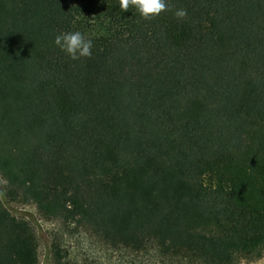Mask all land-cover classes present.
<instances>
[{
  "label": "trees",
  "instance_id": "1",
  "mask_svg": "<svg viewBox=\"0 0 264 264\" xmlns=\"http://www.w3.org/2000/svg\"><path fill=\"white\" fill-rule=\"evenodd\" d=\"M165 4L144 19L119 0H0V264H38L4 201L96 248L56 239L51 264L264 256V0ZM68 31L90 56L53 43Z\"/></svg>",
  "mask_w": 264,
  "mask_h": 264
},
{
  "label": "rangeland",
  "instance_id": "2",
  "mask_svg": "<svg viewBox=\"0 0 264 264\" xmlns=\"http://www.w3.org/2000/svg\"><path fill=\"white\" fill-rule=\"evenodd\" d=\"M204 179L207 183L214 182L210 176H205ZM4 204L13 214L24 216L31 221L38 242V264H51L50 245L56 239L60 241L63 248L69 249L77 255L85 251H95L96 248L93 246L92 241L84 233L67 234L61 237V224L58 221L40 217L34 204L6 201H4ZM238 264H264V256L252 260L240 259Z\"/></svg>",
  "mask_w": 264,
  "mask_h": 264
},
{
  "label": "clouds",
  "instance_id": "3",
  "mask_svg": "<svg viewBox=\"0 0 264 264\" xmlns=\"http://www.w3.org/2000/svg\"><path fill=\"white\" fill-rule=\"evenodd\" d=\"M131 5L144 19H151L165 10V0H119L120 9L127 10ZM185 10L177 9L174 16L183 17ZM72 60L91 55L92 40L86 38L80 31H68L56 35L53 41Z\"/></svg>",
  "mask_w": 264,
  "mask_h": 264
}]
</instances>
